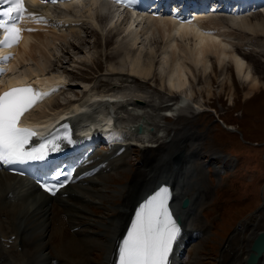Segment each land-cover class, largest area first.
Wrapping results in <instances>:
<instances>
[{"label":"bare ground","instance_id":"6f19581e","mask_svg":"<svg viewBox=\"0 0 264 264\" xmlns=\"http://www.w3.org/2000/svg\"><path fill=\"white\" fill-rule=\"evenodd\" d=\"M249 1L258 2L259 0ZM61 6L55 9L52 5H42L37 14L49 17L50 13L59 9V15L63 21H70L72 24L79 21L86 13L96 26L103 23L105 30H113L112 28L116 25L122 24V32L128 38L134 39L133 44L136 43L139 32L145 35V38H149L161 31L164 34L161 38L166 44L161 54L162 62H166L168 57H171L169 56L170 51L173 55L172 64L164 78L170 91H182L187 84V68L183 64L184 56H188L195 65L202 63L207 67L206 54L209 52L216 53L218 64L221 60L229 59L237 76L244 80H251V90L260 86L258 78L253 75L242 54L228 50L227 43L222 40V34L227 27L232 30L259 31V34L263 35L264 7L259 15L262 17L260 22L252 24L249 20L251 15L242 17L235 13L227 15L228 22L223 25L217 24L218 21L214 23V20L205 17L207 15L197 16L189 23L177 21L171 16L152 17L131 11L126 12L129 17L123 19L114 4L101 0H77L62 3ZM23 24L25 27L28 24L27 17ZM84 31L86 33L95 32L88 26H84ZM46 32L50 31L46 30ZM32 37L27 33L18 50H14L15 56L6 68L10 73L0 79L2 83L0 91L14 84L25 83L31 77H35L37 82H42L47 87L55 85L57 87L65 82L59 74L41 77L38 76L40 74H13L18 62L25 57ZM179 39L184 41L183 50L178 43ZM3 52L5 49L0 50V54ZM139 55L134 57L130 72L147 77L150 69L140 64ZM112 56H117L116 52L106 57ZM128 95L130 94L126 91H111L106 94L91 92L82 101H74L66 108L37 116L36 111L50 102L51 98L48 96L35 104L34 108L37 110L33 108L32 112L22 117L23 120L29 119V123L44 122L41 133H45L49 131L54 120L58 119L60 112H72L71 120L66 121L68 126L66 131L70 134L72 142L64 140V135L58 136L60 137L58 140L62 144V154L65 153L71 159L78 158L75 176L80 175V178L73 179L55 196H49L30 179L17 177L0 170V264H115L119 244L133 220L137 205L160 185L167 187L170 191L168 207L172 215L178 219L180 228V234L169 254L168 264L195 263L198 245L203 241L206 242L205 239H207L203 237L207 226L201 223L200 217L201 215L206 217L203 214L205 202L201 190L202 181L198 178L200 177L198 169H194L197 166L195 158L200 155L193 147L186 156H181L179 153L181 147L176 143L175 137L177 136L166 133V125L161 121L163 116L156 112L159 107L139 108L138 101L133 100L130 103V100H127L116 104V107L113 105L114 108L103 101V96L116 99L122 96L128 97ZM182 97L178 98L164 116H173L174 112L185 108L187 99ZM109 109L119 119L117 127H111V119L105 115ZM120 112L125 113L126 118H120L118 116ZM92 115L99 117L98 126L100 128L109 129L104 139L113 145L102 153L92 149L79 156L80 146L72 148L73 144L78 145L80 141L75 129L78 127L87 130L88 127L91 128V124H84L81 119ZM138 120H142L147 128L151 126L153 131L145 129L141 134L130 133L126 129L128 123H135ZM164 131L167 135L158 149L164 150L166 154L159 157L155 155L157 158L154 164L146 159L143 167L133 173L130 182L118 183L110 187L113 180L120 179L121 175L127 172L125 164L130 149L134 146H142L144 151H150L156 144L151 140L161 139ZM54 136L56 135H52L50 140H53ZM150 143L153 145H149ZM49 145L52 151V144ZM213 156L214 162L218 160V155ZM219 169L215 170L216 174L219 173ZM184 197H188L190 202L186 208H181L180 202ZM256 213L242 221L226 240L224 245L226 247L223 246L219 251L217 264H264V251L256 255L253 262H248L250 253L253 252L252 245L259 234H264L263 219L257 218ZM195 240H197L196 247L195 244L191 245Z\"/></svg>","mask_w":264,"mask_h":264},{"label":"rangeland","instance_id":"374dc122","mask_svg":"<svg viewBox=\"0 0 264 264\" xmlns=\"http://www.w3.org/2000/svg\"><path fill=\"white\" fill-rule=\"evenodd\" d=\"M58 10L51 13L50 20L40 21L39 29H33V23L28 26L33 29V37L25 57L13 72L17 75L54 73L64 78L62 89L52 95L49 103L35 109L36 115L66 108L71 102L84 100L91 92H128V97H118L116 102L109 103L115 107L127 100L130 103L138 101L139 108L159 107L156 112L163 116L161 121L166 125V133L177 136L181 156H186L193 147L200 155L195 158L197 166L194 169H198V178L202 181L203 214L206 217H200L201 223L207 226L203 234L207 239L198 245L194 264H217L219 251L242 221L257 212V218H262L264 223V34L227 27L222 34L228 50L242 54L258 78L260 86L257 89L251 90V80L235 74L229 59L218 64L216 53L209 52L206 54L209 67L202 63L195 65L184 56L187 84L182 91L173 92L164 81L173 55L170 51L171 57L162 62L161 54L166 44L161 31L148 34L151 35L149 38L139 32L133 44L134 39L122 32V24L113 30H105L103 23L96 26L85 13L84 17L80 16L83 20L65 27L56 21L60 16ZM259 12L249 11L241 16L251 15L249 20L254 24L262 19ZM120 14L123 19L129 17L126 12ZM206 15L214 23L218 21L217 24L228 22L226 16L229 14ZM84 26L95 32L86 33ZM178 43L183 50L184 41L179 39ZM115 52L117 56L106 57ZM138 54L140 64L150 69L147 77L130 72ZM182 96L187 99L185 108L174 112L173 116H164ZM118 114L120 118H126L125 113ZM167 134L164 131L161 139L153 138L155 141L152 139L151 142L156 144L150 151H144L142 146L132 147L124 166L127 172L113 180L110 187L130 182L133 173L143 167L146 159L154 164L156 156L165 155L164 150L158 148ZM97 150L102 153L108 149ZM213 155L219 156L215 162ZM217 168H220L218 174L215 173ZM196 241L191 245L197 244Z\"/></svg>","mask_w":264,"mask_h":264},{"label":"snow or ice","instance_id":"6c2138e0","mask_svg":"<svg viewBox=\"0 0 264 264\" xmlns=\"http://www.w3.org/2000/svg\"><path fill=\"white\" fill-rule=\"evenodd\" d=\"M46 2L48 0H41V3ZM51 2L55 3L56 0ZM0 5H6L0 7V32L3 34L0 46L11 48L20 42L21 33L25 29L19 25L26 16L43 21V17L29 12L25 0H0ZM9 58L10 56L6 55L0 57V60L7 61ZM5 70L0 68V74ZM54 91L56 88L42 92L29 84L0 92V162L8 164L43 159L49 151L50 143L52 151L58 150L59 145L53 143L54 140L60 139L58 136H54L53 141L45 140L38 148H26L38 133L30 127L21 126L22 117L37 102ZM67 127L63 125L65 130ZM63 139L72 142L67 131ZM61 175L60 172L55 173L53 179L56 183H43L41 187L47 192H54L57 186L63 187L66 181H59ZM168 199L169 189L161 187L139 205L127 233L119 244L115 264H168L169 254L180 234V228L167 206Z\"/></svg>","mask_w":264,"mask_h":264},{"label":"water","instance_id":"95a60500","mask_svg":"<svg viewBox=\"0 0 264 264\" xmlns=\"http://www.w3.org/2000/svg\"><path fill=\"white\" fill-rule=\"evenodd\" d=\"M145 125L142 123V120L133 125L132 129L137 132V133H143L145 130ZM189 204V198L185 197L183 198V200L181 201V207L185 208L187 207ZM252 249L256 252L255 253H251L248 259V262H253L256 259V255H258L261 251H264V234L261 233L259 234L258 238L255 240L254 244L252 245Z\"/></svg>","mask_w":264,"mask_h":264}]
</instances>
